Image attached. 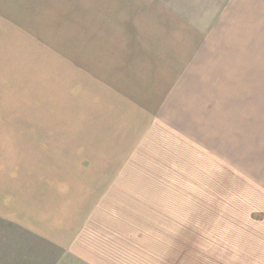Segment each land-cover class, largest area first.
Segmentation results:
<instances>
[{
    "label": "crops",
    "instance_id": "obj_1",
    "mask_svg": "<svg viewBox=\"0 0 264 264\" xmlns=\"http://www.w3.org/2000/svg\"><path fill=\"white\" fill-rule=\"evenodd\" d=\"M57 1L0 0V46L5 44L7 50L11 40L28 41L30 36L43 51V27L34 29L31 22L38 21L43 2ZM167 2L147 3L146 17L141 19L144 27L133 28L127 58L124 63L119 59L110 74L116 77V88L107 91L106 83L101 92V99L109 93L107 117H100L99 128L90 126L82 138L72 141L67 162L60 165L56 155L43 168L42 150L32 155L35 165L19 156L21 171L25 164L34 170L21 176L26 177L24 186L11 176V163L0 164L1 220H15L12 212L18 208L19 225L42 233L45 204L59 216L60 197L83 190L103 195L108 178L128 177L123 173L135 169L148 173L146 178L163 179L166 190H221V183L222 190L254 189L264 217V163L253 162L247 134L253 121L264 116V0H223L222 6L216 0ZM32 4L38 11L29 10ZM52 44L50 49L58 51ZM98 66V80L105 83L108 65ZM1 93L6 92L0 91V99L9 101L0 106V146L42 143L43 126L27 118L38 110L21 103L27 93ZM10 99L19 104L14 106ZM33 134L35 138L29 139ZM114 162L131 167L117 164L113 175ZM82 176L90 184L71 190ZM61 178L68 181V190H59L52 182ZM260 223L262 228L264 220ZM168 232L167 241L176 242ZM249 240L260 244L261 254L236 255L237 250L228 245L224 249L236 258L229 264L264 260V234L250 235Z\"/></svg>",
    "mask_w": 264,
    "mask_h": 264
},
{
    "label": "rangeland",
    "instance_id": "obj_2",
    "mask_svg": "<svg viewBox=\"0 0 264 264\" xmlns=\"http://www.w3.org/2000/svg\"><path fill=\"white\" fill-rule=\"evenodd\" d=\"M151 1L43 2L38 21L31 22L34 29L43 27V51L39 41L30 36L28 41L22 37L11 40L10 49L5 50V44L0 46V91L6 92L2 96L27 93L22 105L38 110V114L27 116L28 121L43 126L38 146H0V164L11 163V176L22 186L26 177L21 176L34 170L25 164L21 171L19 156L35 165L32 155L42 150L41 167L48 166L56 155L62 165L72 153V141L82 138L90 126L99 128L100 117H107L109 93L101 99V92L106 90V83L107 91L116 88V77L110 74L115 73L119 59L124 63L127 58L132 30L144 27L141 19L146 17L144 11ZM166 1L174 5L176 0ZM216 1L222 6L223 0ZM31 9L38 11L33 4ZM53 42L58 51L50 49ZM103 62L109 71L105 83L98 80V64ZM11 100L14 106L19 104ZM6 101L0 99V106H6ZM248 133L253 162L264 163V116L253 121ZM114 164L110 174L116 175L118 163ZM123 166L131 167L118 164ZM123 174L128 177L108 178L103 195L83 190L89 179H77L71 190L83 191L60 197V208L65 211L59 216L55 210H48L50 204L44 205L43 234L33 226L19 225L18 208L12 212L15 220L0 217V264H229L236 258H230L224 249L228 245L237 250L236 255L261 254L260 244L249 240L250 235L264 234V226L259 225L264 220L259 193L254 189L222 190L221 183V190H166L163 179L146 178L148 173L138 169ZM54 181L59 190L70 187L66 179ZM54 206L57 210V204ZM168 230L176 242L167 241ZM247 260L252 264L264 261Z\"/></svg>",
    "mask_w": 264,
    "mask_h": 264
}]
</instances>
